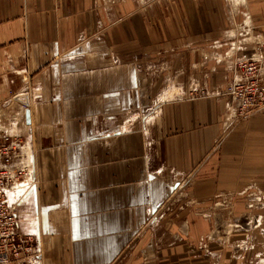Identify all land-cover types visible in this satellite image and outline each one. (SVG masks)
I'll return each mask as SVG.
<instances>
[{
    "label": "crops",
    "instance_id": "0c3cea01",
    "mask_svg": "<svg viewBox=\"0 0 264 264\" xmlns=\"http://www.w3.org/2000/svg\"><path fill=\"white\" fill-rule=\"evenodd\" d=\"M251 1L243 28L261 33L264 0ZM178 2L161 29L135 15L107 30L104 0H0V107L27 106L37 179L18 225L35 258L10 264H114L143 219L169 226L176 190L188 229L206 226L210 200L252 183L264 191V111L229 121L227 98H170L223 80L204 53L215 38L219 54L227 33L217 17L207 30L206 1ZM142 54L157 62L150 74Z\"/></svg>",
    "mask_w": 264,
    "mask_h": 264
},
{
    "label": "rangeland",
    "instance_id": "374dc122",
    "mask_svg": "<svg viewBox=\"0 0 264 264\" xmlns=\"http://www.w3.org/2000/svg\"><path fill=\"white\" fill-rule=\"evenodd\" d=\"M204 1L207 3V30H214L217 17V21L223 22L222 32H227L223 33V40H217L219 45H223L224 50L219 51V54L218 51L215 52L214 56L210 55L209 52L213 50L210 47L214 45L212 39L215 38H208V48L204 53L208 63L215 59L221 61L223 80L215 85L197 84L183 93L175 90L170 98H221L214 93L216 89L223 87L230 75L229 59L232 46L246 37L247 28H243L245 26L242 21L255 16L252 1L248 7L245 0ZM104 3L102 9L108 16L103 25H108L107 30L109 26L113 30V26L122 21V18L125 20L123 23L130 26L135 15L144 19V22H140L141 24H147L149 27L151 25L154 30H157L161 29L160 25L166 24L164 22L171 21L169 17L173 14L172 8L174 6L177 8L179 2L178 0H104ZM198 3H202V0ZM120 9H122L121 13ZM247 13L250 15L246 16ZM249 22L251 23V20ZM142 56L143 54L140 57ZM140 57L139 69L150 74L151 63L152 61L157 63L156 60H152L151 56ZM130 61L135 59L132 57L128 60ZM159 64L160 72L166 75V59L161 58ZM168 84L167 82L164 84L166 89H170ZM144 108L139 110L143 112L145 121L148 120L146 116L150 113V107ZM190 180L188 177L183 178L182 187H188ZM181 182L175 184V190ZM179 191L176 190L172 199L174 204L167 211L165 208L164 211L162 220L165 222L168 219L169 226L162 223L155 224V219L150 218L151 215L143 219L144 221H141L133 230L134 237L129 247L114 264H264V191L261 188L252 183L233 195H221L210 200L205 215H202L207 219L206 226L203 224L201 229L198 225H194L191 229L183 227L182 222L186 220V214L182 215L181 212L179 216H176L175 209L182 200H185L182 198L175 201L181 194L178 193ZM167 213L170 215L172 213L173 217H166ZM198 217L200 218L197 215L196 218ZM169 218H178L180 221L177 220L176 224H171Z\"/></svg>",
    "mask_w": 264,
    "mask_h": 264
},
{
    "label": "built area",
    "instance_id": "2783aa9c",
    "mask_svg": "<svg viewBox=\"0 0 264 264\" xmlns=\"http://www.w3.org/2000/svg\"><path fill=\"white\" fill-rule=\"evenodd\" d=\"M232 46L230 75L215 95L239 103L228 106L227 118L245 119L264 111V31L250 33ZM0 107V264L35 258L30 235L18 228L20 200L37 185L27 106ZM18 126L17 129H14ZM24 126H26L24 128Z\"/></svg>",
    "mask_w": 264,
    "mask_h": 264
},
{
    "label": "bare ground",
    "instance_id": "6f19581e",
    "mask_svg": "<svg viewBox=\"0 0 264 264\" xmlns=\"http://www.w3.org/2000/svg\"><path fill=\"white\" fill-rule=\"evenodd\" d=\"M239 106V103H237L236 108ZM234 121V120H233ZM18 126H15L14 129H17ZM31 155L33 156L34 154L31 152ZM35 177H36V165H35Z\"/></svg>",
    "mask_w": 264,
    "mask_h": 264
},
{
    "label": "water",
    "instance_id": "95a60500",
    "mask_svg": "<svg viewBox=\"0 0 264 264\" xmlns=\"http://www.w3.org/2000/svg\"><path fill=\"white\" fill-rule=\"evenodd\" d=\"M28 112V111H27Z\"/></svg>",
    "mask_w": 264,
    "mask_h": 264
}]
</instances>
